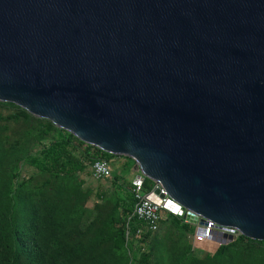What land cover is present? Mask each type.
<instances>
[{
	"label": "water",
	"instance_id": "obj_1",
	"mask_svg": "<svg viewBox=\"0 0 264 264\" xmlns=\"http://www.w3.org/2000/svg\"><path fill=\"white\" fill-rule=\"evenodd\" d=\"M0 102L264 242V0H0Z\"/></svg>",
	"mask_w": 264,
	"mask_h": 264
},
{
	"label": "rangeland",
	"instance_id": "obj_2",
	"mask_svg": "<svg viewBox=\"0 0 264 264\" xmlns=\"http://www.w3.org/2000/svg\"><path fill=\"white\" fill-rule=\"evenodd\" d=\"M65 133L0 102V210L5 212L17 195L23 210L15 216L16 226L23 227L33 210L38 241L44 247L51 225H59L62 242L80 248L73 264H216L194 256L190 228L185 226L184 231L173 218L162 222L142 249L134 246L126 229L131 220L129 180L135 166L131 160L109 155L107 179L94 178L87 168L69 175L44 171L45 154ZM76 149V143L67 147L77 157ZM218 264H264V246L231 244Z\"/></svg>",
	"mask_w": 264,
	"mask_h": 264
},
{
	"label": "trees",
	"instance_id": "obj_3",
	"mask_svg": "<svg viewBox=\"0 0 264 264\" xmlns=\"http://www.w3.org/2000/svg\"><path fill=\"white\" fill-rule=\"evenodd\" d=\"M73 143L77 145V157L67 150V147L72 146ZM108 156L65 133L60 142L54 143L48 149L44 156L42 169L50 173L69 175L85 169L82 161L90 162L97 159H107ZM7 205L8 208L5 212L0 210V264H73L78 261L80 256L79 246L68 247L62 242L59 225H51L49 240L42 247L38 241L37 219L34 211L30 210L26 224L23 227H18L15 224V216L22 213V201L16 195ZM185 226L188 227L184 224L181 226L184 231L187 230ZM240 243H255L264 246V242L252 241L238 236L230 244L219 246L211 257L202 258L210 259L211 262L218 264L231 244ZM140 259L141 263H145V256Z\"/></svg>",
	"mask_w": 264,
	"mask_h": 264
},
{
	"label": "built area",
	"instance_id": "obj_4",
	"mask_svg": "<svg viewBox=\"0 0 264 264\" xmlns=\"http://www.w3.org/2000/svg\"><path fill=\"white\" fill-rule=\"evenodd\" d=\"M85 169H89L96 179L110 177L111 168L108 159H97L90 162L82 161ZM129 193L132 200L131 220L126 226L127 234L134 246L142 249L151 234L157 231L159 225L168 218H175L190 228V247L197 257H211L219 244L210 238L211 232L231 235L232 242L239 236L228 228H216L213 223L199 224L200 219L190 221L186 211L170 199L155 182L144 177L137 168L129 180ZM200 229V234L195 232Z\"/></svg>",
	"mask_w": 264,
	"mask_h": 264
}]
</instances>
